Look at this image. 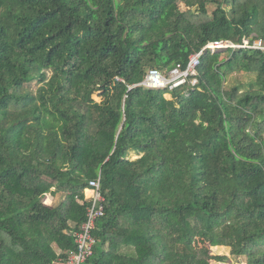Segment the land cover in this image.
Listing matches in <instances>:
<instances>
[{"label": "trees", "instance_id": "1", "mask_svg": "<svg viewBox=\"0 0 264 264\" xmlns=\"http://www.w3.org/2000/svg\"><path fill=\"white\" fill-rule=\"evenodd\" d=\"M252 34L264 0H0V264L64 262L98 173L86 264H264V52H206L195 87L139 85ZM233 72L258 89H224Z\"/></svg>", "mask_w": 264, "mask_h": 264}, {"label": "built area", "instance_id": "2", "mask_svg": "<svg viewBox=\"0 0 264 264\" xmlns=\"http://www.w3.org/2000/svg\"><path fill=\"white\" fill-rule=\"evenodd\" d=\"M240 50L264 52V41L255 34L244 37L239 43L230 39L213 40L208 42L198 52L191 54L184 66L176 65L166 72L156 68L149 69L139 85L149 90L170 91L185 86L195 87L198 84V68L201 57L206 52L214 55L227 52L233 53ZM85 196L86 199H89L90 203L86 207L84 221L74 234L76 249L61 264H86L87 260L94 255V249L97 245L94 231L97 222L105 213V197L102 193L100 173H98L97 178L88 182V187L85 189ZM236 264L245 263L237 261Z\"/></svg>", "mask_w": 264, "mask_h": 264}, {"label": "rangeland", "instance_id": "3", "mask_svg": "<svg viewBox=\"0 0 264 264\" xmlns=\"http://www.w3.org/2000/svg\"><path fill=\"white\" fill-rule=\"evenodd\" d=\"M179 6L182 11L186 10L184 3H181ZM206 8L208 10L207 13L211 14V12L215 9V6L213 3H209V4L207 3ZM191 12L192 14H195V15H199V14L201 15V12L199 11L197 6H194L193 8H191ZM228 15L231 19L232 15L230 13ZM229 54L230 52L221 54V56L219 57V60L225 62L226 60H228ZM255 81H256V74L254 73L233 72L229 76L226 77L224 89L229 90L232 87L238 86L240 87L241 92L247 91V90H255V89H258V86L254 85ZM36 83L37 82H33V86L36 87ZM37 86H39V84ZM101 93L102 91H98L97 93L93 95V100L95 102L99 103L101 101V99L104 96V94L101 95ZM166 97L169 98L170 96L166 95ZM262 131H264V126L262 127ZM132 159H134V157H132ZM57 201H59L58 196L52 198L51 196L48 195L44 200V204L47 206H50L51 204H55ZM211 254L213 256H226L227 262L224 264H236V261L234 260V258L229 255L228 249H225V248L213 249L212 248ZM211 264H219V262L214 261Z\"/></svg>", "mask_w": 264, "mask_h": 264}, {"label": "crops", "instance_id": "4", "mask_svg": "<svg viewBox=\"0 0 264 264\" xmlns=\"http://www.w3.org/2000/svg\"><path fill=\"white\" fill-rule=\"evenodd\" d=\"M220 56H221V54H220ZM167 96H168V94H166ZM166 95H165V97H166ZM170 96V95H169ZM171 97H166V99H170ZM126 251H128L129 249L128 248H124Z\"/></svg>", "mask_w": 264, "mask_h": 264}]
</instances>
